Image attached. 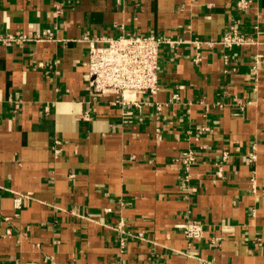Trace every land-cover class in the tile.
Here are the masks:
<instances>
[{
    "label": "crops",
    "instance_id": "obj_1",
    "mask_svg": "<svg viewBox=\"0 0 264 264\" xmlns=\"http://www.w3.org/2000/svg\"><path fill=\"white\" fill-rule=\"evenodd\" d=\"M236 2L0 0V264H264V0ZM235 23L255 43L225 48ZM132 33L177 42L159 91L123 113L89 90L84 36Z\"/></svg>",
    "mask_w": 264,
    "mask_h": 264
},
{
    "label": "built area",
    "instance_id": "obj_2",
    "mask_svg": "<svg viewBox=\"0 0 264 264\" xmlns=\"http://www.w3.org/2000/svg\"><path fill=\"white\" fill-rule=\"evenodd\" d=\"M252 0H237L236 8L245 11L251 6ZM58 5V9L60 10ZM257 27V25L255 26ZM38 38V36H36ZM89 42V54L87 60L88 67V85L89 90L93 94L113 93L115 98L113 103L119 105L123 110H132L133 106H140L142 101L137 98L138 94H148L149 96L156 94L160 89V51L164 43L173 44L177 41L171 37L161 36L154 33H132L120 34L118 36L107 37H91L84 36ZM3 41L17 40L20 42L31 40L25 34L9 33L2 37ZM220 42L227 49L243 47L248 44L255 43L254 37L244 33L239 23H235L230 30L223 33ZM226 62L229 61V55H225ZM264 61L263 54H257L252 57V67L255 71L260 68ZM178 97L177 94L174 95ZM150 103L149 101H147ZM161 109V104L157 106ZM87 118L88 112L82 115ZM59 144L60 141L56 140ZM250 158L255 160L256 153H250ZM227 153H224V159ZM176 160L184 169V182L182 185L188 191L189 180L191 179V169L197 162V152L193 147L182 151L177 155ZM219 176H223L222 167L217 171ZM186 192V196H187ZM189 195V194H188ZM18 200V199H16ZM120 231L121 244H125L126 233H130L126 229V223L122 219L118 223ZM203 223L194 217H189L184 225L183 232L190 239L204 236ZM135 237L143 238V232L134 234ZM222 236L216 235L212 237L213 243H219ZM150 264H171L164 260H153Z\"/></svg>",
    "mask_w": 264,
    "mask_h": 264
}]
</instances>
